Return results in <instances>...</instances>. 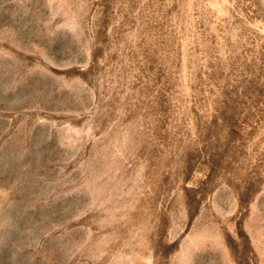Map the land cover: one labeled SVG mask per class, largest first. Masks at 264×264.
<instances>
[{
    "label": "rangeland",
    "instance_id": "rangeland-1",
    "mask_svg": "<svg viewBox=\"0 0 264 264\" xmlns=\"http://www.w3.org/2000/svg\"><path fill=\"white\" fill-rule=\"evenodd\" d=\"M0 264H264V0H0Z\"/></svg>",
    "mask_w": 264,
    "mask_h": 264
}]
</instances>
